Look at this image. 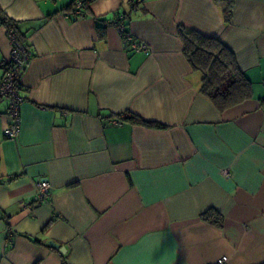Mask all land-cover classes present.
<instances>
[{"label":"crops","instance_id":"obj_1","mask_svg":"<svg viewBox=\"0 0 264 264\" xmlns=\"http://www.w3.org/2000/svg\"><path fill=\"white\" fill-rule=\"evenodd\" d=\"M71 2L0 0L31 54L14 140L0 101V264L264 262V0H233L228 21L214 0H95L81 17ZM122 14L149 53L122 40ZM178 26L227 45L251 97L219 112ZM10 50L0 23V78ZM124 112L164 128L113 124Z\"/></svg>","mask_w":264,"mask_h":264},{"label":"trees","instance_id":"obj_2","mask_svg":"<svg viewBox=\"0 0 264 264\" xmlns=\"http://www.w3.org/2000/svg\"><path fill=\"white\" fill-rule=\"evenodd\" d=\"M94 1L82 0L85 7L84 14ZM214 1L221 6L224 20L228 21L231 16L233 0ZM70 8H72V2ZM72 13L73 15L75 14L74 10ZM118 18L120 17L118 16L115 19L117 20ZM122 18L126 21L127 16L122 14ZM102 21L104 20L102 19ZM0 23L4 24L7 29L13 30L17 39L25 43L17 32L14 20L0 12ZM127 23L125 22V25ZM96 28L98 36L103 38L105 25L98 24ZM177 35L182 42V51L188 64L192 70L201 74L199 91L212 102L219 112L251 97V82L238 66L234 52L220 39L202 35L193 29L183 26H178ZM118 117L122 121H129L146 127L164 128V125L158 122L145 120L131 112L121 113ZM201 218L212 224L221 225V216L216 210H207L201 214ZM63 264H67L65 259ZM258 264H264V262Z\"/></svg>","mask_w":264,"mask_h":264},{"label":"built area","instance_id":"obj_3","mask_svg":"<svg viewBox=\"0 0 264 264\" xmlns=\"http://www.w3.org/2000/svg\"><path fill=\"white\" fill-rule=\"evenodd\" d=\"M72 8L75 15L84 16L85 7L82 0H72ZM115 28L122 40L128 45V48L139 52H150V48L143 42L134 39L132 34L127 30L125 21L122 17L115 21ZM11 50L8 60L1 62L2 76L0 78V101L5 100L7 105V114L9 116V125L4 131V137L14 140L18 137L21 126V104L22 97L18 92V84L20 77L30 60L31 54L25 43L20 42L14 31L7 29ZM115 125H122V120H112ZM225 177H230L231 173L227 168L222 170ZM37 202H46L49 199L51 184L46 178H38L35 181ZM226 256H222L218 260V264H223Z\"/></svg>","mask_w":264,"mask_h":264},{"label":"water","instance_id":"obj_4","mask_svg":"<svg viewBox=\"0 0 264 264\" xmlns=\"http://www.w3.org/2000/svg\"><path fill=\"white\" fill-rule=\"evenodd\" d=\"M49 244H50L51 246H54V247L58 248V249H59L60 251H62V252L65 251V248H64V247L59 246L58 244L54 243L53 241H49Z\"/></svg>","mask_w":264,"mask_h":264}]
</instances>
